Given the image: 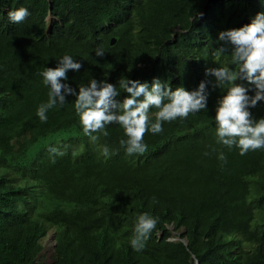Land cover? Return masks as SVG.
I'll return each instance as SVG.
<instances>
[{"label":"trees","instance_id":"16d2710c","mask_svg":"<svg viewBox=\"0 0 264 264\" xmlns=\"http://www.w3.org/2000/svg\"><path fill=\"white\" fill-rule=\"evenodd\" d=\"M48 1L0 0V264H264V148L241 155L221 147L215 137L195 151L177 145L187 133L194 131L198 138L207 133L206 126L213 127L217 101L229 85L208 84L206 110L163 122L159 134L147 132L143 154H127L120 143L127 137L119 124L107 125V136L92 133L94 141L85 135L75 97L53 107L58 113L49 109L46 122L35 117L50 91L40 73L55 68L65 55L82 67L68 70L64 83L78 92L92 79L106 80L116 86L118 101L129 95L119 84L121 78L149 85L157 78L173 90L183 86L192 91L202 81H214L205 75L207 68L238 72L230 45L217 54L218 33L250 23L264 12V0ZM131 1L135 6L125 10ZM214 4L218 10H212ZM20 7L30 15L21 23L11 22L8 11ZM119 8L125 11L119 13ZM95 44L103 57L96 56ZM235 83L248 86L242 79ZM261 108L264 101L254 108L257 120L264 115ZM156 111L150 108V121ZM51 148L64 155H49ZM220 153L226 157L221 173L240 182L225 186L197 178L219 171ZM142 213L157 224L145 247L135 251L130 241ZM171 222L174 232L184 229L180 237L187 245L168 241ZM50 230L54 246L46 263L42 242Z\"/></svg>","mask_w":264,"mask_h":264},{"label":"clouds","instance_id":"9594fccd","mask_svg":"<svg viewBox=\"0 0 264 264\" xmlns=\"http://www.w3.org/2000/svg\"><path fill=\"white\" fill-rule=\"evenodd\" d=\"M133 6L135 5L131 1L125 10ZM125 10L121 8L119 11ZM29 15L28 9L24 7L7 13L8 19L13 23H21ZM113 41L114 39L111 42ZM218 41L221 42V46L217 49V54L228 50L224 45L231 46L232 63L238 65V72H233L228 67L207 68L205 75L214 77V81H202L198 88L192 91L183 86H177L173 90L170 85L157 78L153 79L151 85L139 80L121 78L119 84L129 94L122 101L116 99L120 94L116 86L106 80L92 79L87 86H79L78 92L70 87L68 82V84L64 83L63 81L69 78L66 75L68 70L79 71L82 67L81 63L65 55L57 62L55 68L45 67L40 73L50 91L47 103L38 106L37 116L41 122H46V113L49 109L57 104L61 106L65 104L66 97L71 99L75 97L74 108L85 135L95 140L97 137L92 133L102 132L107 136L105 127L107 125L116 127L119 124L127 137L126 140L120 141L122 146L126 145L127 154H143L147 151V145L143 142L147 132L159 134L163 131V122H171L177 118L186 119L190 113L207 109L209 96L207 85L223 88L227 84L229 87L226 93L217 101L213 128L206 126L207 133L198 138L194 131L187 133V137L177 139L178 147H183L185 152L195 151L205 139L210 140L215 137L221 147L238 150L241 155L249 150L262 149L264 148V115L260 114V119L257 120L258 116L254 115V108L257 107L258 102L264 101V12L257 13L248 24L219 32ZM95 54L97 57H103L105 53L99 49ZM238 79L246 81L248 86L235 83ZM150 108L157 109L154 122L149 119ZM194 142V145H190ZM104 151L107 153L108 148L105 147ZM50 153L64 155L56 148H51ZM218 158L222 161L219 171L211 170L208 179L201 173L197 178L214 184L222 182L221 184L225 186L240 182L239 177L221 173L226 157L220 153ZM214 162L216 161L212 163ZM218 193H221L219 189ZM156 224L157 219L148 213H142L136 218L134 236L130 241L133 250L140 251L145 247V241ZM174 225L175 222H171L166 226L171 232L168 241L179 240L187 245L186 238L180 237L184 229L174 232ZM251 226L249 228L254 230ZM155 235L159 239L162 231H156ZM196 263L198 264L197 260L194 264Z\"/></svg>","mask_w":264,"mask_h":264},{"label":"bare ground","instance_id":"6f19581e","mask_svg":"<svg viewBox=\"0 0 264 264\" xmlns=\"http://www.w3.org/2000/svg\"><path fill=\"white\" fill-rule=\"evenodd\" d=\"M49 1H51V0H49ZM49 1H48V2H49ZM102 1H103V0H102ZM102 1H101V2H102ZM111 1H112V0H111ZM115 1H116V0H115ZM118 1H119V0H118ZM132 1H133V0H132ZM138 1H139V0H138ZM49 3H50V2H49ZM103 3H104V2H103ZM107 3H108V2H107ZM110 3H111V2H110ZM115 3H116V2H115ZM119 3H121V2H119ZM122 3H123V1H122ZM122 3H121V4H122ZM136 3H137V2H136ZM21 4H22V3H21ZM97 4H98V3H97ZM94 5H96V4H94ZM99 5H100V4H99ZM99 5H98V6H99ZM101 5H102V4H101ZM115 5H116V4H115ZM76 6H79V5H76ZM104 6H105V4H104ZM106 6H107V5H106ZM112 6H114V4H113ZM120 6H121V5H120ZM120 6H119V7H120ZM109 7H110V6H109ZM123 7H124V6H123ZM97 8H98V7H97ZM107 8H108V7H107ZM110 8H111V7H110ZM116 8H118V7H116ZM218 8H219V7H218V5H216V4H214V5L212 6V10H218ZM192 9H193V8H192ZM227 9H229V7H228ZM103 10H104V9H103ZM114 10H115V9H114ZM65 11H66V9H65ZM67 11H68V8H67ZM67 11H66V12H67ZM76 11H77V10H76ZM95 11H96V10H95ZM191 11H192V10H191ZM72 12H73V11H72ZM72 12H71V13H72ZM96 12H97V11H96ZM105 12H106V11H105ZM116 12H117V10H116ZM224 12H225V11H224ZM226 12H227V11H226ZM71 13H69V14L71 15ZM119 13H120V11H119ZM122 13H123V12H122ZM215 13H216V12H215ZM65 14H66V13H65ZM69 14H68V15H69ZM124 14H125V13H124ZM224 14H226V13H224ZM59 15H60V14H59ZM72 15H73V14H72ZM221 15H222V14H221ZM221 15L219 14V17H220ZM52 16H53V15H52ZM94 16L96 17L97 15H94ZM56 17H57V16H56ZM58 18H59V17H58ZM221 18H222V17H221ZM122 20H123V18H122ZM230 20H231V19H230ZM230 20H229V22H230ZM55 22H57V21H55ZM113 23H114V22H113ZM113 23H112V24H113ZM119 23H121V22L119 21ZM5 24H6V23H5ZM117 24H118V23H117ZM133 24H134V23H133ZM141 24H142V23H141ZM180 24H181V23H180ZM114 25H115V24H114ZM119 25H120V24H119ZM122 25H123V24H121V26H122ZM125 25H126V24H125ZM9 26H10V25H9ZM123 26H124V25H123ZM121 28H122V27H121ZM121 28H120V33H121L122 31H124V30L121 31ZM177 28H179V27H177ZM123 29H124V28H123ZM204 29H205V28H204ZM218 29H220V28H218ZM107 30H108V29H107ZM129 30H130V29H129ZM94 31H95V30H94ZM125 32H126V31H125ZM101 33H102V32H101ZM101 33H100V35H101ZM122 33H123V32H122ZM122 33H121V34H122ZM68 34H69V32H68ZM95 34H96V33H95ZM117 34H119V33H117ZM96 35H98V32H97ZM103 35H104V34H103ZM123 35H125V34L123 33ZM93 36H95V35H93ZM116 36H117V35H116ZM56 37H57V36H56ZM99 37H101V36H99ZM117 37H119V36H117ZM124 38H125V37H124ZM95 39H97V37H96ZM98 39H99V38H98ZM98 39H97V40H98ZM100 39H101V38H100ZM93 40H94V37H93ZM93 40H92V42H93ZM123 40H125V39H123ZM101 41H102V40H101ZM105 41H107V40H105ZM116 41H117V40H116ZM95 42H96V41H95ZM98 42L100 43V41H98ZM98 42H97V44H98ZM50 43H51V41H50ZM101 43H102V42H101ZM104 43H106V42H103V46L100 44V45L102 46V48H103V47H106V45H105ZM123 43H124V42H123ZM123 43H122V44H123ZM51 44H52V43H51ZM51 44H50V45H51ZM97 44H95V45H97ZM50 45H49V47H51ZM95 45H93V46H95ZM110 45H112V44L110 43L109 45H107V47L110 46ZM47 46H48V45H47ZM97 46H99V45H97ZM116 46H117V45H116ZM121 46H122V45H121ZM141 46L144 47L143 45H141ZM95 47H96V46H95ZM124 47H125V46H124ZM142 47H141V48H142ZM102 48L99 46V49H102ZM111 48H113V47H111ZM120 48H121V47H120ZM93 49H94V48H93ZM123 49H124V48H123ZM136 49H137V48H136ZM195 49H196V47H195ZM51 50H52V49H51ZM51 50L49 51L50 53H51ZM118 50H119V49H117V51H118ZM121 50H122V49H120L119 52H121ZM138 50H140V49H138ZM46 51H47V50H46ZM52 51H53V50H52ZM108 51L111 52L112 50H108ZM108 51H106V53H107ZM113 51H114V50H113ZM113 51L111 52V54L113 53ZM115 51H116V50H115ZM123 51H125V49H124ZM129 51H130V50H129ZM129 51H128V52H129ZM132 51H133V50H132ZM53 52H54V51H53ZM92 52H94V51H92ZM130 52H131V51H130ZM130 52H129V53H130ZM136 52H138V51L136 50ZM46 53H48V51H47ZM54 53H55V52H54ZM122 53H123V52H122ZM125 53H126V52H124V56L126 55ZM113 54H114V53H113ZM113 54H112V55H113ZM115 54H116V53H115ZM119 54L121 55V53H119ZM119 54H117L118 57H119ZM52 55H53V53H52ZM52 55H51V56H52ZM54 55H55V54H54ZM131 55H132V53H131ZM136 55H137V54H136ZM49 56H50V55H49ZM94 56H95V55H94ZM110 56H111V55H110ZM114 56H116V55H114ZM124 56H123V59H124ZM195 56H196V55H195ZM217 56H218V55H217ZM112 59H113V58H112ZM112 59H111V60H112ZM123 59H121V63H122V64L124 63V62H122ZM114 60H115V61L117 60L118 62L120 61V60H118V58H117V59H114ZM125 60H126V59H125ZM87 62L89 63V61H87ZM87 62H86V64H87ZM126 62H127V61H126ZM117 64H118V63H117ZM163 64H164V63H163ZM119 65H120V64H119ZM126 65H128V63H127ZM124 66H125V65H124ZM162 66H163V65H162ZM125 67H126V66H125ZM159 67H160V66H159ZM127 68H128V67H127ZM93 69H94V68H93ZM124 69H125V68H124ZM124 69H123V70H124ZM127 70H128V69H127ZM149 70H150V69H149ZM88 75H90V74H88ZM82 77H83V75H82ZM84 77H85V76H84ZM85 78H86V77H85ZM85 80H86V79H85ZM122 100H123V99H122ZM122 100H121V101H122ZM211 106H212V105H211ZM214 106H215V105H214ZM55 108H56V107H55ZM60 108H61V107H60ZM211 108H212V107H211ZM211 108H210V109H211ZM52 109H54V108H52ZM56 109H57V108H56ZM56 109H54V110H55L54 112H56ZM261 109H262V108H261ZM59 110H60V109H59ZM67 110H68V109H67ZM67 110H66V111H67ZM205 110H206V109H205ZM262 110L264 111V109H262ZM66 111H65V112H66ZM209 111H210V110H209ZM212 111H214V110H212ZM58 112H59V111L57 110L56 113H58ZM210 112H211V111H210ZM60 113H61V112H60ZM196 113H197V112H196ZM205 113H206V112H205ZM211 113L213 114V112H211ZM211 113H210V114H211ZM191 114H192V113H191ZM193 114H194V113H193ZM212 114H211V115H212ZM262 114H263V113H262ZM60 115H61V114H60ZM60 115H58V116H60ZM203 115H204V112H203ZM214 115H215V114H214ZM35 117H36V118H39V117H37V116H35ZM207 117H208V118H211V117H209V115H207ZM213 117H215V116H213ZM213 117H212V119H214ZM59 118H60V117H59ZM206 119H207V118H206ZM212 119H211V120H212ZM208 120H210V119H208ZM208 120H206V121H208ZM153 121H154V120H153ZM153 121H152V122H153ZM204 121H205V119H204ZM206 121H205V122H206ZM214 122H215V121H214ZM30 123H32V122L30 121ZM30 123H29V124H30ZM80 124H81V123H80ZM212 124H213V122H212ZM163 125H164V124H163ZM163 125H162V126H163ZM164 126H165V125H164ZM177 128H178V127H177ZM212 128H213V127H212ZM169 129H170V128H169ZM171 129H172V128H171ZM171 129H170V130H171ZM198 136H199V135H198ZM200 136H201V135H200ZM84 138H85V136H84ZM82 139H83V138H82ZM86 139H87V138H86ZM88 141H90V140H88ZM93 141H94V140H93ZM65 142H66V141H65ZM80 142H81V140H80ZM60 143H62V142H60ZM60 143H58V144H60ZM63 143H64V142H63ZM69 143H70V142H69ZM65 144H67V142H66ZM55 145H57V143L54 144V146H55ZM65 146H66V145H65ZM90 146H91V145H90ZM51 147H53V145H52ZM59 147H60V146H59ZM70 147H71V146H70ZM219 147H220V146H219ZM219 147H218V148H219ZM49 148H50V147H49ZM49 148H48V149H49ZM57 148H58V147H57ZM57 148H56V149H57ZM166 148H167V147H166ZM45 149H46V148H45ZM48 149H47V150H48ZM220 149H221V148H220ZM222 149H223V148H222ZM43 151H45V150H43ZM62 151H63V150H62ZM249 151H250V150H249ZM45 152H46V151H45ZM63 152H65V151H63ZM159 152H160V151H159ZM47 153L49 154V153H50V150H48ZM47 153H46V154H47ZM52 154H53V153H52ZM158 154H159V153H158ZM39 155H40V154H39ZM44 155H45V154H44ZM49 155H51V154H49ZM66 155H67V154H66ZM123 155H124V153H123ZM46 156H47V155H46ZM57 156H58V155H57ZM59 156H60V155H59ZM59 156H58V157H59ZM117 156H118V155H117ZM120 156H121V154H120ZM154 156H156V155H154ZM157 156H158V155H157ZM157 156H156V157H157ZM39 157H40V156H39ZM49 157H50V156H49ZM54 158H55V155H54ZM56 158H57V157H56ZM87 158H88V157H87ZM44 159H45V158H44ZM49 159H50V158H49ZM151 159H152V158H151ZM53 160H54V159H53ZM57 160H59V159H57ZM45 161H46V160H45ZM55 161H56V159H55ZM51 162H52V160H51ZM51 162H50V163H51ZM154 162H155V161H154ZM44 164H45V163H44ZM118 182H120V181H118ZM118 182H117V183H118ZM117 183H116V184H117ZM117 186H118V185H117ZM114 187H116L115 184H114ZM36 208H37V207H36ZM111 220H112V219H111ZM114 220H115V219H114ZM116 221H117V220H116ZM108 222H109V220H108ZM112 223H114V222H112ZM116 224H117V223H116ZM18 227H19V226H18ZM183 234H184V233H183ZM220 236H221V235H220ZM216 237L218 238V236H216ZM187 238H188V237H187ZM161 239H162V238H161ZM207 239H208V238H207ZM210 239H211V238H209V240H210ZM212 239H215V238H212ZM190 241H191V239H190ZM204 241H206V240H204ZM204 241H203V244H204ZM210 241H211V240H210ZM195 244H196V243H195ZM203 244H201V245H203ZM189 247H191V244H190ZM225 249H226V248H225ZM226 250H227V249H226ZM226 250H225V251H226ZM227 251H230V249L227 250ZM192 252H193V250H192ZM194 253H195V252H194ZM223 254H225V252H224ZM237 254L239 255V252L236 253V256H237ZM225 255H226V254H225ZM227 255H229V254H227ZM234 255H235V254H234ZM234 255H233V256H234ZM189 256H190V255H189ZM208 257H209V256H208ZM214 257H215V256H214ZM211 258L214 259L213 257H211ZM225 258H226V257H225ZM227 258H228V256H227ZM238 258H239V257H238ZM47 260H48V259H47ZM236 260H237V259H236ZM246 260H247V259H246ZM237 261H238V260H237ZM218 262H219V261H218ZM225 262H226V260H225ZM230 262H232V261H230ZM242 262H243V260H242ZM246 263H247V262H246ZM203 264H204V263H203ZM206 264H207V263H206ZM211 264H212V262H211ZM234 264H235V263H234ZM257 264H258V263H257Z\"/></svg>","mask_w":264,"mask_h":264},{"label":"rangeland","instance_id":"374dc122","mask_svg":"<svg viewBox=\"0 0 264 264\" xmlns=\"http://www.w3.org/2000/svg\"><path fill=\"white\" fill-rule=\"evenodd\" d=\"M252 116H253V114H252ZM42 245H43L42 253L44 254V260L46 263H50L51 262V255L53 252L52 231L48 232L46 238L42 242Z\"/></svg>","mask_w":264,"mask_h":264},{"label":"water","instance_id":"95a60500","mask_svg":"<svg viewBox=\"0 0 264 264\" xmlns=\"http://www.w3.org/2000/svg\"><path fill=\"white\" fill-rule=\"evenodd\" d=\"M114 43V41L113 42H111V44H113ZM197 264V263H196Z\"/></svg>","mask_w":264,"mask_h":264}]
</instances>
